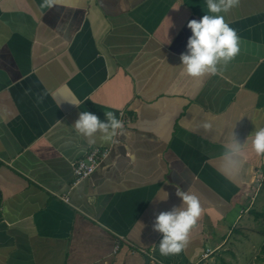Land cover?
Wrapping results in <instances>:
<instances>
[{
    "label": "crops",
    "instance_id": "obj_1",
    "mask_svg": "<svg viewBox=\"0 0 264 264\" xmlns=\"http://www.w3.org/2000/svg\"><path fill=\"white\" fill-rule=\"evenodd\" d=\"M41 3L0 0V264H264L250 137L264 127V0L221 13L241 53L200 79L179 57L206 0ZM82 111L124 129L89 145L73 127ZM232 131L245 164L229 180L217 166ZM94 147L106 156L75 180L70 163ZM188 187L203 213L187 247L161 256L155 216Z\"/></svg>",
    "mask_w": 264,
    "mask_h": 264
},
{
    "label": "clouds",
    "instance_id": "obj_2",
    "mask_svg": "<svg viewBox=\"0 0 264 264\" xmlns=\"http://www.w3.org/2000/svg\"><path fill=\"white\" fill-rule=\"evenodd\" d=\"M62 2L63 0H42L40 7L52 9ZM239 3L240 0H206L209 14L188 22L187 27L192 34L187 40L186 53L179 57L187 76L200 79L217 75L241 53V37L221 15L228 13ZM103 115L104 120H101L92 112L82 111L73 123L74 130L89 145H95L97 138L111 142L124 129L123 121L112 111L104 112ZM201 128L210 129L211 124L203 123ZM250 137L252 151L257 156L264 155V127L254 130ZM244 143L239 141L233 131L225 143L217 168L226 179L235 178L243 169ZM176 196L181 201L179 206L161 211L155 216L153 228L162 234L158 244L161 256L179 254L187 247L190 233L203 213L202 200L195 188L188 187L186 191L177 188Z\"/></svg>",
    "mask_w": 264,
    "mask_h": 264
},
{
    "label": "built area",
    "instance_id": "obj_3",
    "mask_svg": "<svg viewBox=\"0 0 264 264\" xmlns=\"http://www.w3.org/2000/svg\"><path fill=\"white\" fill-rule=\"evenodd\" d=\"M107 154V149L105 148H91L83 158L77 159L70 163L71 172L75 180L86 178L95 169L97 164L101 159H103ZM264 173V171H263ZM263 176L262 172L258 171L256 174L257 179H261ZM62 200L67 201L65 197ZM116 248V245L115 247ZM208 255V251L201 255V259H204Z\"/></svg>",
    "mask_w": 264,
    "mask_h": 264
},
{
    "label": "rangeland",
    "instance_id": "obj_4",
    "mask_svg": "<svg viewBox=\"0 0 264 264\" xmlns=\"http://www.w3.org/2000/svg\"><path fill=\"white\" fill-rule=\"evenodd\" d=\"M262 244H263V247H262L261 252L264 253V241H263ZM243 254H244V256L239 257V259H240L241 261L245 258V255L248 256V250L246 249L245 252H244Z\"/></svg>",
    "mask_w": 264,
    "mask_h": 264
}]
</instances>
